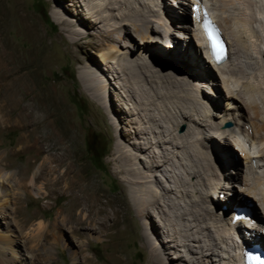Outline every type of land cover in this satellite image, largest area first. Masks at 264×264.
Returning <instances> with one entry per match:
<instances>
[{
	"label": "rangeland",
	"instance_id": "1",
	"mask_svg": "<svg viewBox=\"0 0 264 264\" xmlns=\"http://www.w3.org/2000/svg\"><path fill=\"white\" fill-rule=\"evenodd\" d=\"M78 1L80 3L77 5L76 2ZM105 1L109 2V0H86V2L85 0H0V78L7 81H0V85L3 87L0 90V103L8 102V108L15 109V114H11L12 122L10 125L12 126L0 128V155L4 158L0 167L3 168V173L8 178L7 182L5 181V187L7 188L9 198V207L4 210L0 208V236L2 237L3 235L13 240L12 247L15 249L16 255L14 264H74L77 260L85 263V257L88 259L87 264H159L152 258L150 249L145 244V235L150 233L152 236L149 235L154 243L162 246L167 245L163 241L168 240V238L163 237L161 239L153 226V222H155L157 217V211H152L153 216L151 219H143L137 217L135 209L131 205L127 190L128 182L125 179L127 175L123 172L122 168L123 157L127 155L125 153H133L139 168H144V165L149 166L148 161L150 158L146 152L134 149L132 145L124 148V150H121L119 147L121 143L124 147L128 144L126 141L127 144L124 145L125 143L120 142L121 140H129L134 137L135 134L132 132L133 122L137 119V117L131 116L126 112H121V110L124 111L125 109L128 111L130 108V110H134V113H140V116L147 122L150 115L143 108L149 109L151 116L161 119L162 124L160 128L159 126H153V124L148 123V125H152L157 131L161 130L165 133L167 129L173 130L172 126H175L176 132L180 134H184L189 130L193 133L197 125L190 118H186L184 121L180 118L181 112L179 106L182 104L180 99L171 100L168 97V100H165L164 98H159L160 100L154 104L149 105L144 101L140 105L133 95L131 96L132 93L130 94L126 89H122V85L116 87L115 84L108 87L112 91L118 92V94L112 93V96L110 94L106 96L104 105L100 101L93 99L90 96L91 94H88L86 87L91 85L89 72L93 69L98 73L101 67H114V63L109 61L102 62L100 57H98L103 47H109V45L104 44L109 39L108 29L96 31L90 27V24H93L92 19L95 18L93 16L91 19L86 18L92 14V11L97 13L99 10L97 6H101ZM143 1L152 6H154V2L157 3L159 6L156 8L162 12L165 8L174 10L179 18H184L178 21L190 26L191 30H189V34H186L188 37V49L192 52V55H199V58L195 57L196 60L194 59V62H199V64L203 65L200 67V70L206 75L212 74V78L209 79L208 83L213 82L215 85L205 84V86L215 88V93L217 92L220 95L219 99V97L205 92L204 88L203 92L199 88L198 94L201 96V99L204 97L217 102L221 100L220 110L213 107L210 109L214 116L221 118L224 109L233 110L234 108L230 104L235 99L229 100L228 93L224 92V88H226L224 78L226 76L229 74L234 75V73L243 67L246 73L245 77L248 78L249 82L255 83L264 80L262 60L259 58L256 50L257 47L253 44L255 40L257 44H263L264 34L260 30L261 35L259 39H251L244 27L240 23H237L239 16H241L245 8L243 4L244 0H231L232 3H228L227 7L224 6L222 0L207 1L211 10L213 9L215 21L217 20L218 25L222 26L220 28H223L224 40L226 39L225 41L228 44V57L230 60L226 64L227 68L224 72L217 70L214 64L211 63L204 41L198 52L197 44L199 41L197 42V37L195 39V36H193L195 33L193 31L198 29L193 30L191 26L194 22L190 17L189 6L182 5L186 0H154V2L153 0L151 2L149 0H141L140 2L143 3ZM140 2L134 3L136 8L141 7ZM181 5L182 8H180ZM63 6L71 10H66L70 12L68 18L72 24L71 30L67 31L63 29V24L55 21V17L59 14V11L63 12ZM177 6L179 7L177 8ZM153 19L158 20L157 17ZM226 19L231 21L227 22L225 21ZM114 24L118 28V31L114 37H111L115 38L112 44L116 43V50L118 49V51L129 52L130 48L127 47V44H131V34L125 33L127 29L122 24L119 26H117L116 22ZM171 28L174 34L179 36L184 35V32L179 34L177 30L180 29L175 28L174 24ZM99 31H103L104 34L99 36ZM162 32L164 33V29L155 27L154 35L158 34L160 37L156 35L150 41L161 40V43L166 44L167 48H169L170 54L174 55L175 53L176 55L178 54L177 50L187 48L185 40H181V38L179 39V37L177 38L174 35L175 40L180 42L179 47L175 50V44L170 43L171 40L165 36V33L161 37ZM144 34L148 37L147 30H144ZM235 36L239 39V45L236 42L237 40H235ZM135 37L134 43L135 46L137 45V52L133 56L137 57L144 50L145 45H139L142 41L141 37ZM147 39L149 40L150 38L148 37ZM156 46H160L161 49L164 48L162 44H154V47ZM118 55H120V52H118ZM179 56H181L180 53ZM158 58L160 60L157 57L153 59L155 63L153 60H149L154 63L155 69L161 70V72H165L167 69L171 71V68L175 69V67H169V64L175 65L174 61L167 63L166 58L161 56H158ZM176 59L178 61L181 60L183 64L185 62L192 64V61L190 62L184 57L176 56ZM184 68L187 70L186 66ZM188 70L192 71L193 69L189 68ZM5 72L9 74L7 79H5L6 76H2ZM105 72L108 73L107 75L111 82L120 80L122 84L125 83L124 77L118 76L119 78H117L116 73L118 72L116 69L110 72L105 70ZM174 73L176 74V72ZM177 73L180 76H185L183 71H177ZM234 76L240 80L239 85L232 82L234 84L229 83L227 87L229 89L232 88L231 90L238 97L240 95H245L246 98L254 97L264 110V96L249 92L250 88L246 90L245 85L243 86L247 80H243L239 74ZM99 81L97 80V82ZM195 81L191 82L193 88H196V85L198 86V84H195L197 83ZM99 83L101 84L102 81ZM206 87L205 90L209 91V88ZM7 88H10V90H5ZM5 92L6 95H4ZM118 95L122 96L119 100ZM238 100L242 103L241 99ZM228 101L229 104L227 105ZM113 103H115V106H113ZM241 107L243 116L246 115L245 117H248L249 114L243 103ZM202 113H205L204 109H202ZM262 117L264 119V115ZM16 119L18 125L14 124ZM196 119H199V117H196ZM199 123L206 124L205 120L201 119H199ZM229 123L233 126L231 121H227L223 128L225 129ZM213 131L205 125L203 127V134H200L198 131L196 132V136L186 137L184 145L193 154L195 151H206V162L213 168L212 171L214 173H210V177H208L206 182L207 185L199 184L198 187L199 189L202 187L200 189L202 195L209 197L210 202H214L216 205L221 203L222 205L220 206L226 208L230 203V199H233V195L234 201L244 198L242 190L245 187L244 183L247 182V177L245 178L248 171L247 165L250 164L251 166V161L248 163L243 154L236 151L238 164L233 166V168L227 167L222 155L217 153L215 148H203L200 146L199 140L203 139L202 141H205L203 135L215 136L212 139V143L217 146H224V144L219 143V140H217V138H220V134H216ZM93 134L98 135L95 150L100 157L96 162H93L86 145L88 137ZM228 134L227 138H229L230 142L227 140L225 143H227L229 151H235L233 146L231 147V143L238 142L237 147H239L240 151H242V146L248 153L252 152L251 156L255 157L258 155V152L263 153L262 150L264 148L258 143H255L254 146L251 145L252 141H254L253 139H245L249 148L252 146V149H247L241 138L233 133ZM148 138L154 139L153 135H149ZM140 140L144 142L142 145L146 146L148 144L146 136L145 138L140 137ZM34 143L39 144V150H29L27 148ZM148 145L153 146L151 150L163 156L161 153L163 149L157 148L155 144ZM169 148V151H177L173 150L172 146H169ZM63 149L71 157V161L76 163L75 170L78 187L86 189L88 192L90 191L91 196L93 194V203L99 205L97 208L105 205L109 214L112 213L113 215L116 211L119 213L116 226L108 232L80 229L77 234L71 226L63 224L62 221L65 217L71 213H78V202L71 197L72 192L62 191L54 185V176L48 172L47 166L44 173V169H42L44 162L50 161L49 159L54 161L50 166H56L57 162L55 160L58 158L56 156L62 154ZM229 151H225V159L232 160L233 156ZM120 155L122 156L118 158ZM170 156L173 157V153ZM263 158L262 156L261 159L264 160ZM258 159H254L253 162V167L255 168L252 167V171L254 170L253 175L262 174L263 176L264 169L258 168L261 166L258 163ZM168 168L172 170L175 179L178 176L177 174L184 173V169L181 167L168 166ZM146 169L145 171H147ZM217 169L226 174V179L224 176L225 186L234 185L232 188H229L230 193H226L230 196L225 193L223 194V198H227V202H219L218 195L223 191L215 194V179L219 175ZM25 171L29 172V180H32L36 176V173L41 171V177L38 179L37 185L27 192L20 184L21 174ZM231 172L238 173V179L235 181L231 180L230 176L235 175V173L231 175ZM149 173L154 175V172ZM156 174L166 179L161 173ZM45 182L48 183V186L43 190L42 186ZM255 193L257 194V191ZM78 194L80 195V192ZM211 195L213 196L212 200ZM254 198L256 200L257 196H254ZM5 200L7 199L4 197V193H2L0 206L4 204ZM247 203L241 204L240 207L250 205ZM129 204L131 207H129ZM206 205L212 207V203H207ZM206 205L204 204L205 207ZM252 207L256 211V214L261 215L262 212V219H264V204L256 200V204ZM203 217L206 218L205 216ZM212 220L211 215L207 216L208 223H203V225H214L212 224L214 222ZM219 225L222 227L221 224ZM247 225L248 223L244 224L245 227ZM235 227L236 232L234 231L235 234H232V239H235L233 240L234 245L238 243L239 246V237L244 240V235L248 232L252 237H249V241H244L248 243L255 242L256 244H260L262 249H264V244L259 237L263 234L262 232H259V236H256L257 229L249 228L247 231L239 221L235 224ZM212 230V237H217V242H219L218 244L222 248L220 252L221 256L217 257V260L222 259V261L216 264H228L230 261L228 255L232 252L229 250H233V245L230 242L221 244V240L218 239V233L220 232L216 231L213 227ZM240 231H243L244 235H240ZM158 238H160V241L157 240ZM183 250L187 253V249L184 248ZM176 252L171 251V254L178 255V252ZM5 254L3 256L0 244V263H3L5 258L13 256L11 252L9 254V250ZM75 255H77V259H75ZM20 257L22 259L18 260ZM169 260L166 261L167 264L177 263L175 259ZM195 262L194 256L188 264H195ZM178 264L185 263L180 262Z\"/></svg>",
	"mask_w": 264,
	"mask_h": 264
},
{
	"label": "bare ground",
	"instance_id": "2",
	"mask_svg": "<svg viewBox=\"0 0 264 264\" xmlns=\"http://www.w3.org/2000/svg\"><path fill=\"white\" fill-rule=\"evenodd\" d=\"M140 1L141 0H109V2L105 1L101 6H97V8H99L97 13L95 11H92V14L90 16L87 15V19H91L92 16L93 18H95L92 19L93 24L91 23L90 27H92L96 31L100 29H108L107 31L109 33V39L108 41H105L104 44L109 45V47H103L100 50V54L98 55V57H100V60L102 62L109 61L111 63H114V67H111L112 69L110 67H101L100 72L97 71L98 73H96V70L92 69L91 72H89L91 85L89 87H86V90L88 94H91L90 96L93 99L100 101L103 105L105 104L106 96H108L109 94L112 96V93H116L115 91L109 89V87H111L110 85L114 84L116 87L122 85V89H126L130 94L132 93L131 96L133 95L135 100L140 105H142L144 101H146V103L149 105L154 104L155 102L160 100L159 98H164L165 100H168V97L171 100L180 99V101L182 102L181 106H179L181 112L180 118L183 119L182 121H184V119L186 118H190L191 120L195 121L197 128H195V131L193 133H191V131L189 130L184 134H180L176 132L177 130L175 126H172L173 130L167 129L166 133L161 130L157 131L155 128H153V126H159L160 128L162 121L161 119L152 117L149 109L147 108H143V110L147 112V114L149 113L148 115H150V118L147 122L140 116V113H134V110H130V108L128 111L125 109L124 111L121 110V112L129 113V115L135 116L137 117V119L135 122H133L134 125L132 132H134L135 134L134 137L129 140L120 141L124 142V145H126L128 142L125 147L122 146V143L120 144L121 146H118L121 148V150H124V148L132 145L134 149L146 152L149 155L148 157L150 158V160L148 161L149 166L144 165V168H139L138 162L136 161V157H134L133 153H125L127 155L123 157L122 168L123 172L127 175L125 179L128 182L127 190L129 193L131 205L135 209L137 217L143 219H151V217L153 216L152 211H157V217L155 219V222H153V226L161 239L163 237L168 238V240L163 241V243H166L167 245L162 246L160 244L154 243L152 241V238L150 237V233V235L148 233L145 235V244L150 249L152 258L159 264H167L166 261L169 259H175L177 262L175 264H178L180 262L188 264L194 256L196 261L195 264H216L217 262H221L222 259L217 260V257L221 256L220 252L222 251V248L221 246H219V242H217V237H212L213 234L211 235V233H213L212 227L215 228L216 231L218 230L220 232L218 233V239L221 240V244L230 242V244L233 245V250H229L232 252H230L231 254L228 255V257L230 258L228 264H232V254L235 255L239 253L238 243L235 242L237 244L234 245L233 240L235 239H232V234L236 230L235 224L238 221L242 223L243 227L247 231L249 230V228L257 229L256 236H259V232H262L263 234H261L259 237L261 242L264 244V219H262L263 214L262 212L261 215H259L258 213L256 214V211H254L252 207L254 204H256V200H259L264 204V174L262 176V174L259 175L257 172L258 175H253L254 170L252 171L254 159L258 158V163L259 165L261 164V166L257 167L264 169V160L261 159L262 156L264 157V149L262 150L263 153L258 152V155L254 157L251 156L252 152L248 153L242 146V151H240L239 147H237L238 142L233 144V142L231 141V147L233 146V149L235 151H229V149L227 148V143H225V141L227 142L228 140V133H241L245 139L254 140L252 141L251 145L254 146L255 143H258L262 148H264V119L262 117L264 115V110L260 107V104L257 103L254 97L246 98L245 95H240L238 97V95H236V93L231 90L232 88L230 87L231 89H229V87L227 86H229L228 84L232 82H234L235 84L238 83L239 85L240 80L236 76H234L239 74V76L243 80H247L243 84V86L245 85L246 90L250 88L249 92H254L264 96V80H262L261 82L257 81L255 83L249 82L248 78L245 77L246 73L243 67H241L236 73H234V75L229 74L228 76H226L224 78L226 82V88H224V92L226 91L228 93L227 96H229V100H231L232 98L235 99V101L230 104L234 108L233 110L224 109L222 111L223 115H221V118L214 116L211 113L210 109L213 107L215 109L217 108V110H220L221 100L220 102H217L215 100L206 99L204 97L201 99V96H199L198 94L199 88L200 91L202 90V92L204 88V91L212 96L219 97L220 95H218L217 92L215 93V88H209L205 86V84H212L213 86L215 85V83L213 82L208 83L209 79L212 78V74L206 75L200 70V67H202L203 65L201 63L199 64V62H194L195 57L199 58V55H192V52L188 49V37L186 36V34H189V30H191L190 26H187L185 23L178 21L184 18H179L176 15L175 11L172 9L165 8V10H163L162 12L161 10L156 8L159 5L155 3L154 0V6L150 5L149 3L146 4L144 1L143 3ZM151 1L152 0H149V2ZM207 1L208 0H203L205 4L208 3ZM139 2L141 7L136 8L134 3L137 4ZM222 2L226 7L228 6V3H232L231 0H222ZM76 3L78 5L80 1ZM243 4L245 8L241 13V16H239V19L237 18V23H240L244 27L251 39H259V36L261 35L260 30L261 33L264 34V0H244ZM207 6L211 10L208 4ZM66 10L71 11L70 9L63 6V12L59 11V14H57L55 17V21L59 24H63V29L67 31L71 30L72 24L69 22L68 18L70 12ZM155 17H157L158 20L153 19ZM225 21L230 22L231 20L228 21V19H226ZM114 22L117 23V26L122 24V26L127 29L125 33L131 34L132 41H130L129 39L131 44H127V47L130 48L129 52L118 51V49L116 50V43L112 44V41H114L115 38L111 37H114L116 32L118 31V28L115 26ZM173 24L175 28L180 29L177 30L179 31V34L181 32H184L183 36L174 34V31H172L173 29L171 28ZM217 24H219L218 21ZM191 26L193 30L196 29L194 27V24H191ZM155 27L164 29L165 36H167V38L171 40V42H169L175 44V50L179 47L180 42L175 40L174 35H176L177 38L179 37V39L181 38V40H185L184 42L187 48H184L183 50H177L178 54L176 55L175 53L174 55L170 54L169 48H167L166 44L161 43V40L157 39L156 41H150L156 35L157 37H160V35L158 34L154 35L156 33H154ZM220 27L222 26H219L220 35L222 37L224 31H222L223 28L221 29ZM144 30H147L148 32V37L150 38L149 40L147 39L148 37L145 36ZM72 31L75 32V30L73 29ZM193 32H195L193 36H195V39L197 37V42L199 41L197 44V50L199 52V49L203 45V36L201 37L202 34L199 33V30H194ZM164 33H161V37ZM102 34H104V32L99 31V36ZM135 36L141 37L142 41L139 43V45H145L144 50L141 51L140 55H137V57L133 56L134 53L137 52V45L135 46L134 43ZM224 38L225 35L223 34L222 39L224 40ZM237 38L238 37L235 36V40H237L236 42L238 43L239 39ZM154 44H162L164 48L161 49L160 46L154 47ZM253 44L257 47L255 48L258 52L259 58L262 60V66L264 67V42L263 44L259 45L260 43L257 44L255 40L253 41ZM118 52H120V55H118ZM179 53L181 54V56H179ZM158 56L166 58L167 63H172L171 61H174L175 65L169 64V67H175V69L171 68V71L167 69L165 72H161V70L155 69V61L153 59L156 57L157 59H159ZM176 56L181 58L184 57L190 62L192 61V64H189L187 62L183 64L181 60L178 61L176 59ZM149 60H153L154 63L150 62ZM210 60L217 70L224 72L227 68L226 64L230 59L228 57L227 60L221 64L215 63L211 58ZM184 66H186L187 70L184 68ZM189 68L193 70L189 71ZM115 69L118 72L116 73L117 78H119L118 76H120L121 78L124 77V84H122L120 80H114L113 82H111L110 78H108V73L105 72V70L110 72L111 70L115 71ZM177 71H183L185 76L178 75ZM174 72H176V74ZM99 74L103 75L99 76ZM2 76H6L5 79H7L9 77V74H6L5 72V74H2ZM97 80L102 81V83L100 84V81L97 82ZM0 81L7 82L2 78H0ZM192 81L197 82L195 83L198 84V86L196 85V88H193V85L191 84ZM234 83H232V85ZM205 87L209 88V91H206ZM1 88L3 89V87L0 85V90ZM5 90H10V88H7ZM116 94H118V92ZM4 95H6V92ZM121 97L122 96L118 95V100L121 99ZM238 99L242 100V103L249 114L248 117H245L246 115L243 116V111L241 110L242 103H240L241 101H239ZM125 102L128 103L126 100ZM228 104L229 101L227 105ZM113 106H115V103H113ZM8 107V102L0 103V128H9L10 126H12L10 125L12 122L11 114H15V109H10ZM202 109L205 110V113H202ZM196 117H199V119L201 120H205L206 124H200L199 119H196ZM215 119L217 120L215 121ZM227 121H231L233 123V126L229 123V126L224 129L223 126L225 123H227ZM17 122L18 121L16 119L14 124H17ZM148 123L153 124V126L148 125ZM205 125L210 128L211 131L214 130L213 132H215L216 134H220V138H217V140H219V143L224 144V146L214 145L212 143V139H214L215 136L213 137L211 135H203L205 141H202L203 139H200L198 142L200 146H202L203 148H215V150H217L216 152L222 155L224 161L227 164V167L230 166L233 168V166H236V164H238L236 151L237 153L241 152L243 154V157L247 159L246 161L248 163L249 161H251V166L250 164L247 165L248 171L245 176V178L247 177V182L245 181V189L243 188L242 190V195H244V198L234 201L233 195V199H230V203L228 205L225 204L227 205L226 210L223 209V206L216 205L214 202H210L209 197H205L202 195L200 190L202 187L200 189L198 187L199 184L207 185L206 182L208 177H210V173H214V171H212L213 168H211V166L206 162V151H193V154L188 151L186 145H184V140L186 137L196 136V132L198 131L200 134H203V127ZM149 135H153L154 139L148 138ZM145 136L148 144H155L157 148L163 149V152H161L163 156L158 155L155 151L151 150L153 146L148 144L146 146L142 145L144 142H141L140 137L145 138ZM232 136L235 138L238 137L237 135V137L234 135ZM169 146H172L173 150L177 151H169ZM39 147V144L34 143L27 148H29V150H39ZM251 147L249 149H252ZM225 151H229L232 153V160L225 159ZM171 153H173V157L170 156ZM121 156L122 155H120L118 158H120ZM56 157H58L55 160L57 162V165L55 164L56 166H50L54 162L51 161V159H49L50 161L44 162V165L42 166V169H44L43 173L46 171L47 166L48 172L52 176H54V185L62 191L72 192L71 197L73 198V200L78 202L79 207L78 213H71L69 216L65 217L62 221L63 224L65 226H71V228L77 234L80 229H91L97 232H108L110 229L115 227L117 224L119 213H117L116 211L113 215L112 213L109 214V211H107L105 205H101L100 208H97V206L99 207V205H97V203H93V194L91 196L90 191L88 192V190L80 189L78 187L76 181L77 174L75 170L76 163L74 161H71V157L67 154L66 150L63 149V153L59 156L57 155ZM3 161L4 158L0 155V166H2L1 164ZM168 166L181 167L184 169V173L177 174L178 176L175 179L172 170H170ZM145 169L147 171H145ZM149 172H154V175L150 174ZM156 173H161L166 177V179L161 178L160 175ZM217 173H219V175L218 178L215 179V194L219 191H223V193L225 194L230 193L229 188H232L234 185L225 186L226 182L224 183V176L226 174L222 173L221 170ZM234 173L235 172H231V175ZM40 177L41 171L36 173V176L32 180H29V172L25 171L21 174L20 184L22 188L27 192L37 185L38 179H40ZM230 177L231 180L235 181L236 179H238L239 174L235 173V175H232ZM7 180L8 178L6 175H4L3 168L0 167V197L1 194L4 193V197L7 199L4 201V204L0 206V208H2L1 210L9 207L8 192L7 188L5 187V181L7 182ZM249 183L250 185H248ZM47 186L48 183H43L42 189L45 190ZM249 186L251 187V189ZM254 190L257 191V194L255 193L256 191L254 192ZM78 192H80V195L78 194ZM254 196H257L256 200ZM212 199L213 196L211 195V200ZM226 200L227 198H223L222 200L219 199V202ZM245 201L250 205L243 208H246L249 211V214L244 219H235L234 216L236 215V208H239L241 204L246 203ZM207 203H212V207H208V205H206ZM252 203L253 205L251 206ZM204 204L206 205V207L204 206ZM131 205L129 204V207H131ZM213 205L215 206L213 207ZM209 214L213 219L212 221H214L212 222V224L214 225H203V223L207 222V216H210ZM203 216H205L206 218H204ZM215 219L217 220V222ZM245 223H248L247 227L244 226ZM219 224H221L222 227ZM240 235H244V232L240 231ZM250 237H252V235H250ZM160 238H158L157 240L160 241ZM97 239L99 240V238ZM238 241L242 242V245L246 250H250L253 244L258 245L259 248L264 251L261 245L256 244L255 242L248 243L242 240L240 237ZM12 243L13 240L9 239L6 236L2 235V237L0 238L1 252L3 253V256L6 255L5 252L7 250H9V254L11 252L13 255L10 258H5L3 263L0 264H14L16 255L15 249L12 247ZM184 248L187 249V253L183 250ZM171 251H177L178 255H172ZM191 255H193V257H191ZM20 259L22 258H18V260ZM75 259H77V255H75ZM87 262L88 259L87 257H85V263L83 261L77 260L74 264H87Z\"/></svg>",
	"mask_w": 264,
	"mask_h": 264
},
{
	"label": "trees",
	"instance_id": "3",
	"mask_svg": "<svg viewBox=\"0 0 264 264\" xmlns=\"http://www.w3.org/2000/svg\"><path fill=\"white\" fill-rule=\"evenodd\" d=\"M98 135L93 134L92 136L88 137L87 140V151L89 154H91V157L93 159V162H96L98 158L100 157L95 150L96 144H97ZM221 205V203L219 204Z\"/></svg>",
	"mask_w": 264,
	"mask_h": 264
},
{
	"label": "clouds",
	"instance_id": "4",
	"mask_svg": "<svg viewBox=\"0 0 264 264\" xmlns=\"http://www.w3.org/2000/svg\"><path fill=\"white\" fill-rule=\"evenodd\" d=\"M249 237H250V233H248V232H246V234L244 235V240L245 241H249ZM259 248V246L258 245H254L250 250H246L245 248H244V246L242 245V242L240 241V243H239V253L238 254H240L241 253V251L243 252H246V253H250L251 251H253L254 249H256V248ZM236 250H237V248H236ZM238 254H232V256L234 257V256H236V255H238Z\"/></svg>",
	"mask_w": 264,
	"mask_h": 264
},
{
	"label": "water",
	"instance_id": "5",
	"mask_svg": "<svg viewBox=\"0 0 264 264\" xmlns=\"http://www.w3.org/2000/svg\"><path fill=\"white\" fill-rule=\"evenodd\" d=\"M228 126H229V124L226 125V127H228Z\"/></svg>",
	"mask_w": 264,
	"mask_h": 264
}]
</instances>
